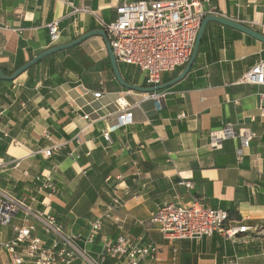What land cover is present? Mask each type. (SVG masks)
<instances>
[{
  "label": "crops",
  "instance_id": "crops-1",
  "mask_svg": "<svg viewBox=\"0 0 264 264\" xmlns=\"http://www.w3.org/2000/svg\"><path fill=\"white\" fill-rule=\"evenodd\" d=\"M120 3L0 0V66L12 72L51 47L100 29L97 17L115 19ZM212 3L225 18L264 35V0ZM203 6L208 8L206 3ZM81 9L93 11L97 17L76 11ZM54 21L60 22L62 33L57 44H51L48 29ZM205 29L188 76L165 90L168 96L163 109L158 110L154 102L141 103L132 110L133 124L112 132L111 142L103 133L120 115L114 102L121 99L132 105L143 93L127 90L117 82L102 37H92L73 49L46 57L14 82L2 80L0 148L6 138L10 142L5 157L0 156V193L54 215L69 236L85 237L91 232V222L111 203L121 185L130 189L122 209L125 238L135 246L150 242L159 246L157 260L146 259L142 264H264V118L258 109L261 88L240 83L244 73L264 61V43L215 22ZM119 69L131 85L145 86V76L138 68L119 64ZM101 84L106 96L95 101L92 92ZM85 115L90 116V126L83 119ZM230 128L235 132L248 129L254 134L250 145L243 148L242 162L237 154L240 136L217 137ZM55 143L63 145L58 155L45 159L37 154ZM50 173L60 190L57 195L39 191L33 180ZM182 180L191 181L193 189L179 186ZM192 198L227 211L231 222L251 230L233 240L217 234L170 242L158 227L145 226L159 206L186 203ZM16 224H22L21 216L0 225V243L15 238ZM32 224L37 235L47 240L40 225ZM102 228L93 243H77L99 263L105 243L122 234L113 221H105ZM0 264H14L3 249ZM102 264H127V259L112 258Z\"/></svg>",
  "mask_w": 264,
  "mask_h": 264
},
{
  "label": "built area",
  "instance_id": "built-area-1",
  "mask_svg": "<svg viewBox=\"0 0 264 264\" xmlns=\"http://www.w3.org/2000/svg\"><path fill=\"white\" fill-rule=\"evenodd\" d=\"M204 3L208 5L207 9L204 8ZM76 11L96 16L88 9ZM211 15L224 17L213 5L212 0H121L115 10V19L104 21L96 17L100 30L107 33L116 62L138 68L145 76L143 87L153 88L162 85L163 75L188 64L201 23ZM48 29L51 44H57L62 34L60 22L54 21L48 24ZM240 83L261 88L258 94V109L260 117L264 118V61L258 62L244 73ZM105 93L104 84H101V88L93 91L92 96L95 101H100L105 98ZM131 93L128 92V94ZM167 96L168 92L165 90L143 93L141 99L132 105L121 99L116 100L114 104L119 107L120 115L117 123L104 131L103 138L111 142L112 132L133 124L132 110L138 108L143 102H154L158 110L163 109ZM83 119L89 122L90 116L85 115ZM89 123L90 126L92 123ZM84 131L85 129L80 133ZM218 134L219 140L240 136L241 148L237 150V154L239 162H242L243 148L250 145L254 134L248 129L235 132L232 128ZM46 139L52 141L50 135H47ZM62 147L63 145L55 143L37 154L49 159L58 155ZM25 175L29 176L27 172ZM33 180L38 183L39 191H48L53 195L60 192L51 173L37 175ZM178 185L187 189L194 187L191 181L182 180ZM129 195L130 189L128 187L122 189L120 185L114 191L111 203L91 222L89 235L71 237L65 233L63 226L54 215L33 209L26 200L17 201L7 194L0 193V225L6 226L19 216L22 220L21 225L13 226L15 238L1 242L0 249L11 255V261L14 264H22L25 261H30L32 264H102L112 258H126L127 264H142L146 259L156 261L159 253L158 244L150 242L135 246L123 234L125 228L122 209L124 200ZM33 221L40 225L47 240L37 235ZM105 221H113L122 234L115 241L105 243L103 252L98 257L102 261L99 263L89 258L86 249L80 248L77 243H93L102 231ZM144 224L148 227H158L163 237L170 242L185 239L201 240L203 237H212L217 234L233 240L238 234H245L251 230L249 226L231 222L227 211L215 210L198 198H192L186 203H165L159 206ZM175 261L174 257L173 262Z\"/></svg>",
  "mask_w": 264,
  "mask_h": 264
},
{
  "label": "water",
  "instance_id": "water-1",
  "mask_svg": "<svg viewBox=\"0 0 264 264\" xmlns=\"http://www.w3.org/2000/svg\"><path fill=\"white\" fill-rule=\"evenodd\" d=\"M212 22L218 23L224 27H229L231 29H234V30H236L240 33H243L246 36L254 39L255 41H259L261 43H264V35L263 34L259 33L258 31L256 32L255 30L246 26L243 23L241 24L240 22L232 20L228 17L225 18V17H221V16H216V15L207 16L202 21L201 26L199 28V33L197 35V39L195 42V48L193 50L191 58L189 59L190 61L188 62V64L186 65V67L184 68V70L180 74V76L169 81L167 84H162V85H159V86L153 87V88H143L141 86L137 87V86L130 85L124 80V78L121 76L119 64H118V62H116L112 47H110V43L108 40L107 33L104 32L103 30L95 29V30H92L91 32L84 34L83 36L77 38L75 41H72V42L67 43V44H61V46H54V47L49 48L48 50H46V52L38 55L37 57H34L33 59H31V61L25 63L24 66L17 69V71L14 72L10 76L5 75L1 66H0V80L14 82V81H16V79L20 75L27 72L33 66L37 65V63H39L40 61L46 59V57L60 53L61 51L73 49L76 46L86 42L89 39H91L92 37L99 36V37H102L104 39V41L106 43V47H108V52H109L110 62L112 64V70H113L114 77H116L117 82L122 87L126 88L127 90L133 91V92H141V93H153L154 91H164V90H167L169 87L182 82L183 79H185L188 76L187 74L190 72L191 68L193 67V65L196 61L195 59H196L197 54L199 52L200 43H201L202 37L206 31L205 28L209 23H212Z\"/></svg>",
  "mask_w": 264,
  "mask_h": 264
},
{
  "label": "trees",
  "instance_id": "trees-1",
  "mask_svg": "<svg viewBox=\"0 0 264 264\" xmlns=\"http://www.w3.org/2000/svg\"><path fill=\"white\" fill-rule=\"evenodd\" d=\"M239 35V37H241L242 36V34H240V33H238ZM248 39H250L249 37H247ZM201 44H202V42H201ZM187 65V64H186ZM186 65L185 66H183V68H179V69H177L176 71H174V72H172V73H168V74H165V75H163L164 77H163V79H162V84H167L169 81H171V80H173V79H175V78H177L178 76H180V74L183 72V70H184V68L186 67ZM22 66H24V64H19V65H17V67H16V69L14 70V71H12V72H6V70H4V68L2 67V65H1V68H2V70H3V72H4V74L5 75H7V76H10V75H12L14 72H16L17 71V69H19L20 67H22ZM32 68H34V66L32 67ZM32 68L31 69H29L28 70V72H30L31 70H32ZM126 81V80H125ZM0 82H2V80H0ZM127 83H128V81H126ZM128 84H130V83H128ZM131 85V84H130ZM0 138H2V136L0 135ZM6 142H5V144H3V147H1L0 148V156L2 157V158H4L5 157V151H6V149L8 148V146H9V142H10V140L8 139V138H6ZM231 218V217H230Z\"/></svg>",
  "mask_w": 264,
  "mask_h": 264
}]
</instances>
